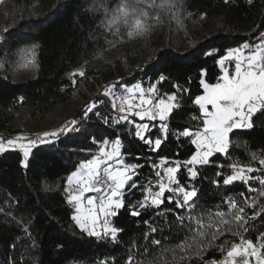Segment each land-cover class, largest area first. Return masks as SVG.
Masks as SVG:
<instances>
[{
  "label": "trees",
  "instance_id": "trees-1",
  "mask_svg": "<svg viewBox=\"0 0 264 264\" xmlns=\"http://www.w3.org/2000/svg\"><path fill=\"white\" fill-rule=\"evenodd\" d=\"M3 1L6 11L0 32V135L12 137L27 132L17 124L21 114L25 116L23 127L28 128L70 105L75 98H88H82L68 118V122H79L80 131L67 132L51 143L32 147L27 167L22 166V150L0 153V264H126L130 255L134 257L133 264H164L165 259L171 262V253L162 256L163 250L189 239L196 227L188 219L181 225L178 215L207 219L217 211L229 212V199L243 206L246 197L250 201L259 199L264 207V197L258 191L249 192L245 183L223 184V179L233 174L232 164L261 168L264 114L253 115V128L234 129L227 154L214 153L209 164L197 165L195 179L188 172L192 166H185L184 162L195 154L196 146L191 143L192 137L179 135L185 129L197 130L200 124L193 117L200 116L194 99L203 94L201 79L216 83L222 75L218 61L228 50L244 43L255 46L262 42L259 34L264 32V0H179V11H159L156 7L151 13L158 14L161 22L155 21V39L150 35L141 44L136 39L131 43L122 31L115 35V30L106 26L112 10L122 0ZM122 44L126 65H121L120 60L112 66L103 63ZM27 60L33 64L32 75L18 76L16 70ZM115 68L127 73L118 77ZM81 69L84 77L71 75ZM161 76L165 77L162 81ZM115 78L119 79L111 81ZM138 83L155 85L162 98H166L164 94L177 95L179 106L165 121L169 129L166 139L158 120L141 121L132 116L129 120L134 124H113L120 115L114 116L116 110L102 93L109 86L117 92ZM94 101L98 107L84 119V109ZM97 112L99 115L94 114ZM142 123L149 124L146 138L163 139L160 149L153 151L134 135L135 124ZM117 138L124 162L138 167L124 188V207L110 220L112 226L121 229L113 241L110 237H89L80 231L71 219L75 209L67 203V181L73 173L80 172L82 162L100 154L104 139L114 142ZM177 163L181 165L176 172L179 186L197 192L192 201L194 208L190 211L176 207V200L182 197L167 191L159 208H140L147 189L158 191L165 170ZM217 172L221 175L217 176ZM252 175L264 176V171ZM249 184L264 190L256 180ZM168 197H172V202ZM133 206L140 215L130 214ZM256 211L245 208L248 217ZM149 225L156 227L157 232L151 233ZM245 227L249 231L240 232L256 242L264 233V212ZM152 239H159L161 244L153 245ZM224 241H228L227 249L239 238L225 234L215 244ZM224 254L212 247L204 260H221ZM190 264L201 261L193 259Z\"/></svg>",
  "mask_w": 264,
  "mask_h": 264
},
{
  "label": "snow or ice",
  "instance_id": "snow-or-ice-1",
  "mask_svg": "<svg viewBox=\"0 0 264 264\" xmlns=\"http://www.w3.org/2000/svg\"><path fill=\"white\" fill-rule=\"evenodd\" d=\"M3 0H0L2 3ZM228 2V0H225ZM252 0H249L251 3ZM179 0H164V2L157 4V0H122V2L112 10L111 18L107 20L106 26L112 30L115 29L114 34H120V25L127 29V36L134 38L143 36L151 30L148 20L155 19L160 21L158 14L150 13L147 9L159 7L160 9H176L179 11L177 4ZM140 5H143L141 7ZM107 15V10H106ZM175 15V13H173ZM260 37L262 42L258 45L252 46L244 43L241 47L230 49L227 54L221 58L218 63L221 67L222 75L219 76L216 83H207L201 79L200 83L203 87V94L197 95L194 99L195 105L198 106L200 116L193 117L199 119L200 124L197 130L193 131L185 129L179 133L184 137H192L191 143L196 146L197 151L191 158L184 162V165H191L188 172L192 179L198 175L197 165H207L210 163V157L214 153L227 154L230 136L234 129H251L253 128L252 117L257 112L264 114V32H261ZM247 50V51H246ZM212 53H209L211 55ZM232 62L231 65L226 66L225 62ZM72 76L78 75L84 77L83 69L73 72ZM165 77L161 76L160 80ZM76 81L73 80L75 85ZM179 90V86H176ZM126 95L116 96L111 89H106L102 94L112 98V109H117L116 100L120 101L119 112L122 113L119 119L113 121V124H120L127 122L134 124V121L128 119L129 116L138 117L141 121L147 119L148 121L159 120V128L166 139L168 133V120L174 108L178 107L177 95L164 94L165 98L159 97L158 90L155 85L144 89L140 84H136L133 88L124 90ZM22 99V98H21ZM103 103V101H99ZM98 107L97 102H91L86 106L83 112V118L87 119L89 113H93L94 109ZM99 115V113H94ZM105 122L108 118L105 117ZM79 122L75 119L68 122V124L54 131H47L38 136L35 140L27 139L26 137H17L16 139H9L4 141L0 138V153L7 151L10 148L17 146L18 140H27V143L19 144L23 149L24 161L22 166L27 167L31 148L38 143H51L53 139L58 138L61 134L67 132H78L77 127ZM134 135L149 145L153 151L160 149L163 139L157 136L155 139L146 138L145 133L149 130L148 123L135 124ZM95 142V141H93ZM112 143L111 151H106V146ZM121 141L117 138L114 142L104 139L100 147V156L90 159L80 164V172L73 173L68 184L75 183L76 188L70 191L67 198V203L73 205L75 214L71 219L75 222L81 232L86 233L89 237H96L103 239L110 237L113 241L117 239V234L121 229L111 225L107 219L110 216L117 215L116 210L124 207L123 190L128 185V181L132 180V174L138 165H124L120 152ZM116 159L118 165L123 167L112 168L110 161ZM260 169L251 166H239L232 164L234 170L233 174L227 175L223 179L224 185H231L235 181H241L248 185L249 192H259V195L264 197V190H258L249 184V181L256 180L261 186H264V176H253L252 173L257 171H264V159L259 160ZM181 167L177 163L174 167H168L165 170L167 183L161 181L159 183V191L152 192L147 189L149 195H145L144 200L139 202L140 208L156 207L159 208L164 203L165 192H171L174 196L182 199L176 200V207H187L190 211L194 208L192 203L193 198L197 196L196 190L191 191L179 186L176 178V172ZM160 173L157 172V176ZM221 173L217 172V176ZM214 183H217L214 181ZM177 185L172 187V185ZM95 193L96 195H88ZM243 196V193H241ZM172 202V197L167 198ZM229 212L217 211L214 216L209 215L207 219L204 216L188 215L177 216L176 219L183 225L185 219L190 222L194 221L196 227L192 230V236L185 239L180 244L172 249H164L161 255L171 253V262L167 259L164 264H190L193 259L201 261V264H264V233H260L257 241L246 238L240 231H233L232 225L239 229H243L244 233L249 231V220H255L260 212H264V207L260 211H256L252 216L247 217L245 213L246 207L256 208L257 201L245 198L243 206L238 205L235 200L229 199ZM232 210H235L234 212ZM133 216L140 215L139 211L133 210L130 213ZM104 217L101 223V217ZM231 216V220L227 219ZM147 223V222H146ZM151 233H156L157 228L149 225ZM191 228V226H190ZM27 231V229H25ZM228 232L232 236L239 238L240 243H232L227 249L225 245L228 241H224L220 245H216L215 241L220 239ZM153 245H160L159 239H152ZM216 247L224 254L221 260L205 261L204 256L208 249ZM147 251V249H145ZM179 253V254H178ZM133 256H129L126 264H133ZM106 264V262H102ZM154 264V262H149Z\"/></svg>",
  "mask_w": 264,
  "mask_h": 264
},
{
  "label": "rangeland",
  "instance_id": "rangeland-1",
  "mask_svg": "<svg viewBox=\"0 0 264 264\" xmlns=\"http://www.w3.org/2000/svg\"><path fill=\"white\" fill-rule=\"evenodd\" d=\"M3 2L1 3L2 6L0 7V32L3 29V23L5 21L4 16H5L6 9L4 8L5 6H3ZM162 2H164V1H160L159 2V0H157V4H160ZM140 6L143 7V5H140ZM157 8H158L159 11L162 10L159 7H157ZM147 10L151 13L154 10V8H149ZM163 10H168V9H163ZM155 21H156L155 19H151V18L148 20V24L151 26V30L148 33H146L143 36H137V37H134V38H129L128 37L127 40H129L131 43L132 42L134 43L135 39H136L138 41L137 43L141 44L143 40H145L146 38H148L150 35L153 34V27L155 25H157ZM120 31H122L127 36V34L125 32L126 28L123 25H120ZM151 37L155 39V35H152ZM0 39H1V37H0ZM123 44H124V40H123ZM123 44H122V47H116L115 51L110 53L108 55V58L105 59L103 61V63L107 62V63H110V65L112 66V65H116L117 64L115 60H120L121 65L125 66L126 63H127V59H126V54H125L126 49H125V46ZM101 64H102V62L97 64V66L99 67ZM0 67H1V64H0ZM115 69H116L115 71L117 72L116 74H117L118 77H121V76H123V75H125L127 73V70H123V68H120V70H118L119 68H115ZM16 72L18 73V76H31L32 73H33V64L31 62H29L28 60L24 61V62L21 63L20 67L16 70ZM118 79L119 78H115V79H112L111 81H117ZM104 83L101 84L100 86L102 87L104 85ZM138 84L143 85L142 83H138ZM134 86H131L129 88H132ZM143 87L146 88L147 85H145ZM108 89H111V91L115 95H117V94L126 95L124 90L127 89V88H125L123 91H117V92L112 88V86H109ZM84 93L89 94V92H85V91H84ZM105 97H107L112 103V98L111 97H109V96H105ZM82 98H88V97H77V98H75L74 101L70 105H67L65 107H62V108L58 109L57 111H55L51 115L46 116V117L42 118L41 120H39L37 122L31 123L28 128L23 127V121L25 119V116H23L24 114H21L19 116V118H18L17 124H18V126L22 127L23 129H27V132H23V133L14 135V136H17V137H21L22 136V137H26L27 139H30V140H35V139H37L38 136H41V134L44 133V132L54 131V130H57V129L61 128L64 124H66L68 122V118L71 116L73 111L78 108ZM117 108L119 109L118 104H117ZM119 115L121 116L123 114L119 112ZM21 143L26 144L27 140H18L17 141V146L15 148L20 149V150L23 151V149H21L19 147V144H21ZM10 149H12V148H10ZM162 181L164 183H167L166 175L164 176ZM172 187H175V184H173ZM152 192H157V191H152ZM149 194L150 193H148L147 195H149ZM256 201H257L256 208L249 207L250 209L255 210V211L258 210L261 207L260 206V200L257 199ZM249 202H251V201L249 200ZM232 211L234 212L235 210H232ZM246 216H247V214H246ZM226 218L231 220V216H227ZM232 230L233 231H241L242 229L237 228L235 226V224H233L232 225ZM225 234H230V233L226 232ZM238 243H240V240H239Z\"/></svg>",
  "mask_w": 264,
  "mask_h": 264
},
{
  "label": "crops",
  "instance_id": "crops-1",
  "mask_svg": "<svg viewBox=\"0 0 264 264\" xmlns=\"http://www.w3.org/2000/svg\"><path fill=\"white\" fill-rule=\"evenodd\" d=\"M238 48V47H237ZM247 51V50H246ZM232 64V62H229V61H226L225 62V65L226 66H229V65H231ZM221 68V67H220ZM142 87L143 86H145L144 84L143 85H141ZM133 88V87H132ZM144 88V87H143ZM149 87L147 86L146 88H144L145 90L146 89H148ZM166 99V98H165ZM129 117H132V116H129ZM129 117H128V119H129ZM135 117V116H134ZM137 119H139L138 117H136ZM159 121V120H158ZM148 132V131H147ZM147 132L145 133V137H146V134H147ZM229 136H230V134H229ZM0 138H2L4 141H7V140H9V139H15V138H17V136H12V137H6V136H1L0 135ZM112 148H113V144L112 143H109L107 146H106V151H111L112 150ZM12 149H17V148H12ZM9 150H11V149H9ZM31 150H32V148H31ZM197 151V150H196ZM31 152V151H30ZM120 152H121V148H120ZM30 154V153H29ZM100 156V154L98 155V156H96V157H99ZM95 157V158H96ZM118 159H122L123 161H124V157H123V155H122V153H121V156L118 158ZM110 164H111V166H112V168H116V167H123V165H118V163H117V160L116 159H114V160H112V161H110L109 162ZM124 165H127L125 162H124ZM76 173H79V172H76ZM176 175V174H175ZM70 177H73V174L70 176ZM69 177V178H70ZM69 180V179H68ZM76 188V185H75V183H73L72 185H69L68 184V181H67V192H68V196H69V194H70V191H72V190H74ZM124 191V190H123ZM88 195H93V193H90V194H88ZM75 209V208H74ZM119 209H117L116 210V212L118 211ZM75 214V213H74ZM113 216H110V217H108L107 219L110 221L111 220V218H112ZM103 219H104V217L102 216L101 217V223L103 222Z\"/></svg>",
  "mask_w": 264,
  "mask_h": 264
},
{
  "label": "built area",
  "instance_id": "built-area-1",
  "mask_svg": "<svg viewBox=\"0 0 264 264\" xmlns=\"http://www.w3.org/2000/svg\"><path fill=\"white\" fill-rule=\"evenodd\" d=\"M0 43H1V39H0ZM116 96H122V95L121 94H117ZM116 103L118 104V107H119L120 101L119 100H116ZM118 114H119V109L117 108L114 116L115 117H118ZM93 195H96V194L93 193Z\"/></svg>",
  "mask_w": 264,
  "mask_h": 264
}]
</instances>
